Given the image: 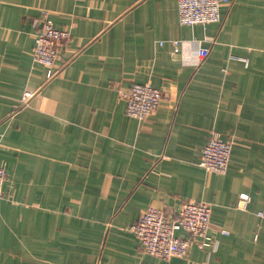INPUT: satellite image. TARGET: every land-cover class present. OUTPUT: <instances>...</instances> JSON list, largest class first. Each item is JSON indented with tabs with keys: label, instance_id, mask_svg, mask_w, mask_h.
<instances>
[{
	"label": "crops",
	"instance_id": "obj_1",
	"mask_svg": "<svg viewBox=\"0 0 264 264\" xmlns=\"http://www.w3.org/2000/svg\"><path fill=\"white\" fill-rule=\"evenodd\" d=\"M177 2L0 0V264H264V0L205 25ZM44 14L70 31L50 79L33 56ZM146 82L164 98L139 121L118 88ZM213 131L233 142L226 173L200 164ZM185 199L212 203L214 244L140 254L129 226Z\"/></svg>",
	"mask_w": 264,
	"mask_h": 264
},
{
	"label": "built area",
	"instance_id": "obj_2",
	"mask_svg": "<svg viewBox=\"0 0 264 264\" xmlns=\"http://www.w3.org/2000/svg\"><path fill=\"white\" fill-rule=\"evenodd\" d=\"M228 0H178L179 21L182 24H203L221 20L222 4ZM38 31L34 40V61L43 63L47 68L48 79L55 77L62 65L69 62L63 57V50L70 38V31L66 28L55 27L46 14L34 19ZM174 50L179 51L181 42L173 40ZM198 62L209 54L208 47L197 46ZM59 62H61L59 64ZM120 98L126 103L128 115L142 121L154 114L164 98V92L150 82L133 83L118 88ZM34 93L26 90L22 104L29 101ZM233 142L231 139L220 137L213 131L208 143L202 149L201 166L208 172L226 173L231 159ZM6 169L0 165V198L2 197ZM251 196L248 192L240 193L238 207L244 209ZM212 203L204 200H182L178 210L166 207L147 206L132 225L129 226L139 242V253L150 254L161 259L186 256L193 244L205 248L214 244V238L208 234L211 226ZM260 219H264V208L257 212ZM183 230L187 236H178Z\"/></svg>",
	"mask_w": 264,
	"mask_h": 264
}]
</instances>
